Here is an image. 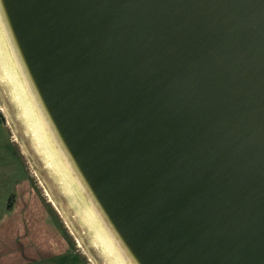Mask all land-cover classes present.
I'll list each match as a JSON object with an SVG mask.
<instances>
[{
  "label": "water",
  "instance_id": "1",
  "mask_svg": "<svg viewBox=\"0 0 264 264\" xmlns=\"http://www.w3.org/2000/svg\"><path fill=\"white\" fill-rule=\"evenodd\" d=\"M0 22L129 264H264V0H0Z\"/></svg>",
  "mask_w": 264,
  "mask_h": 264
},
{
  "label": "bare ground",
  "instance_id": "2",
  "mask_svg": "<svg viewBox=\"0 0 264 264\" xmlns=\"http://www.w3.org/2000/svg\"><path fill=\"white\" fill-rule=\"evenodd\" d=\"M0 100L5 103L4 111L9 121H12L16 136L21 138L20 142L28 156L49 177L61 204L72 212L74 227L76 222L78 230L84 232L89 248L96 253L102 264H129L88 202L49 134L20 74L1 22ZM51 197L48 194L49 201L56 206Z\"/></svg>",
  "mask_w": 264,
  "mask_h": 264
},
{
  "label": "crops",
  "instance_id": "3",
  "mask_svg": "<svg viewBox=\"0 0 264 264\" xmlns=\"http://www.w3.org/2000/svg\"><path fill=\"white\" fill-rule=\"evenodd\" d=\"M5 157L0 162V264H60L72 254L61 227L51 222L53 209L23 162L8 152Z\"/></svg>",
  "mask_w": 264,
  "mask_h": 264
},
{
  "label": "rangeland",
  "instance_id": "4",
  "mask_svg": "<svg viewBox=\"0 0 264 264\" xmlns=\"http://www.w3.org/2000/svg\"><path fill=\"white\" fill-rule=\"evenodd\" d=\"M4 105L5 103L0 100V162L8 160V158L5 157V152L9 153L12 160L23 162L24 166L27 168V173L31 175L33 186L37 189L39 195L43 198L44 202L47 203L48 207L53 209L54 212L52 214L53 217H51V222L54 225L58 223L59 227H61L60 231H63L71 240V243H69L67 239H65L69 248L68 253L78 256L75 257L74 262L67 257L60 264H102L96 253L86 244L85 234L78 230L76 222L74 227L72 220L73 214L66 205L63 203L61 204L60 197L55 193L54 186L51 184L49 177H47L44 171L36 166L33 159L28 156L24 146L20 142L21 138L19 139L18 136H16L12 121H9V117H7L8 115L5 113L6 111H4ZM12 139L15 142H11ZM48 194L50 197L52 196L51 198L55 201L56 206L49 201Z\"/></svg>",
  "mask_w": 264,
  "mask_h": 264
},
{
  "label": "flooded vegetation",
  "instance_id": "5",
  "mask_svg": "<svg viewBox=\"0 0 264 264\" xmlns=\"http://www.w3.org/2000/svg\"><path fill=\"white\" fill-rule=\"evenodd\" d=\"M68 257H69V258L71 257L70 260H72V261L74 262V261H75V257H78V256H75V255H69ZM66 258H67V257H66Z\"/></svg>",
  "mask_w": 264,
  "mask_h": 264
},
{
  "label": "trees",
  "instance_id": "6",
  "mask_svg": "<svg viewBox=\"0 0 264 264\" xmlns=\"http://www.w3.org/2000/svg\"><path fill=\"white\" fill-rule=\"evenodd\" d=\"M64 237H65V239H67V241L69 242V243H71L70 241V239H69V237L64 233Z\"/></svg>",
  "mask_w": 264,
  "mask_h": 264
}]
</instances>
